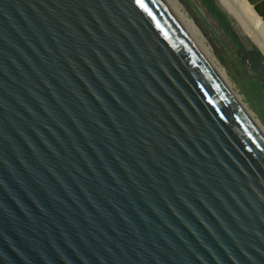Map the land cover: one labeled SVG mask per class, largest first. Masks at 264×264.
<instances>
[{"label": "water", "instance_id": "1", "mask_svg": "<svg viewBox=\"0 0 264 264\" xmlns=\"http://www.w3.org/2000/svg\"><path fill=\"white\" fill-rule=\"evenodd\" d=\"M0 264H264V132L169 0H0Z\"/></svg>", "mask_w": 264, "mask_h": 264}, {"label": "rangeland", "instance_id": "2", "mask_svg": "<svg viewBox=\"0 0 264 264\" xmlns=\"http://www.w3.org/2000/svg\"><path fill=\"white\" fill-rule=\"evenodd\" d=\"M185 12L194 21L202 35L206 38V45L210 47L213 56L222 67L237 93L247 108L255 115L264 128V104L260 101L249 84L255 85V79L248 77L241 69L237 58L229 52L212 27L204 20L191 0H178Z\"/></svg>", "mask_w": 264, "mask_h": 264}, {"label": "bare ground", "instance_id": "3", "mask_svg": "<svg viewBox=\"0 0 264 264\" xmlns=\"http://www.w3.org/2000/svg\"><path fill=\"white\" fill-rule=\"evenodd\" d=\"M172 6L175 8L181 19L187 25L189 30L192 32L194 37L200 43L202 48L208 54L210 59L213 61L215 66L221 72L223 77L229 83L231 88L234 90L236 95L242 101V97L235 90L234 85L229 80L225 70L220 67L217 60L212 54L209 46L206 45V38L202 35L198 27L195 25L194 21L189 17L188 13L185 12L184 7L179 3L178 0H169ZM220 7L227 12V14L234 20L238 31L241 35L246 36L251 40L264 54V25L255 14V12L249 7V5L244 0H217ZM244 106L247 108L246 104L242 101ZM252 117L255 119L257 124L264 132V128L261 126L259 121L255 118V115L247 108Z\"/></svg>", "mask_w": 264, "mask_h": 264}, {"label": "crops", "instance_id": "4", "mask_svg": "<svg viewBox=\"0 0 264 264\" xmlns=\"http://www.w3.org/2000/svg\"><path fill=\"white\" fill-rule=\"evenodd\" d=\"M264 24V0H244Z\"/></svg>", "mask_w": 264, "mask_h": 264}, {"label": "trees", "instance_id": "5", "mask_svg": "<svg viewBox=\"0 0 264 264\" xmlns=\"http://www.w3.org/2000/svg\"><path fill=\"white\" fill-rule=\"evenodd\" d=\"M249 85H250V87L253 89V91L255 92L256 97H257L260 101H262L263 104H264V97L261 95L259 88H258L256 85H254V84H249Z\"/></svg>", "mask_w": 264, "mask_h": 264}]
</instances>
